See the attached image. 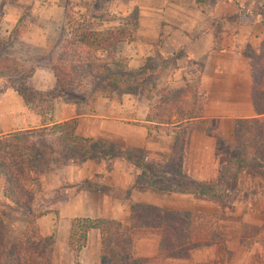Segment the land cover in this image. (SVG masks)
<instances>
[{
  "label": "crops",
  "instance_id": "crops-1",
  "mask_svg": "<svg viewBox=\"0 0 264 264\" xmlns=\"http://www.w3.org/2000/svg\"><path fill=\"white\" fill-rule=\"evenodd\" d=\"M138 1L135 36L139 41H134L135 51L129 64L134 68L143 65L141 47H149L150 54L156 56H171L179 50L180 56L170 67L182 70L173 79L183 84L197 82L193 88L194 118L220 119L221 130L228 138L233 118L254 116L249 66L241 50L245 45L256 49L264 36V0ZM245 14L251 16L249 21ZM182 58L185 65L179 64ZM4 82V76H0V133L47 128L73 119L74 135L143 152L151 163L152 174L160 177L159 182L153 180V185L148 186L137 168L118 157L88 158L62 169L52 198L57 215L51 220L56 227L53 238L59 244H53L54 249L65 255L63 260L59 256L60 264H94L99 260L97 229L87 232L85 245L76 254L67 246L71 219H114L127 231L129 207L133 203L197 213L205 220L215 221L216 243L193 249L186 259H169L162 264H264L263 174L248 173L244 167L226 183V193L221 197L173 192L168 186L178 172L170 152L180 121L150 122L152 127L146 135L149 105L134 98L135 94L122 93L119 101L99 98L86 111V105L55 99L43 123L40 115L24 103L21 94ZM180 82L176 81L177 87ZM48 85L39 87L43 90ZM186 141L179 163L180 177L203 184L216 183L219 158L212 138L191 129ZM83 180L93 185L79 188L78 183ZM2 183L3 179L0 188ZM45 222L40 219L39 226H47ZM157 244L155 233L141 232L133 240L134 256L142 260L154 258Z\"/></svg>",
  "mask_w": 264,
  "mask_h": 264
},
{
  "label": "trees",
  "instance_id": "trees-1",
  "mask_svg": "<svg viewBox=\"0 0 264 264\" xmlns=\"http://www.w3.org/2000/svg\"><path fill=\"white\" fill-rule=\"evenodd\" d=\"M135 29L136 20L133 23V30ZM117 35H120L118 40H125L121 30L115 33L107 31L105 39L117 41ZM241 52L248 61L249 95L254 116L233 118L228 138L222 130L213 129L210 119L194 118L196 95L187 82H184V87L171 90L166 96H160L157 105L148 107L145 118L146 135L152 127L150 122L167 124L181 122L175 131L170 152V159L173 160L178 175L169 182V190L213 197L224 196L226 183L238 175L249 160L253 161L264 175V36L256 50L245 45ZM14 63L15 61L10 58L0 57V76L11 73V66ZM58 71V68L53 70L57 84L65 80L67 83L71 82L69 78L64 80ZM132 76L130 85L133 87L126 88L121 93L137 94L138 90L147 85L146 69ZM109 80L113 86L119 83L116 76H111ZM20 94L24 103L28 105L27 99ZM41 121L46 123L44 115H41ZM73 124V119L51 124L56 127L54 143L57 146L66 149L72 145L82 149V159L94 157L125 159L139 170L140 177L146 185H153V180L160 181L158 175L152 174L151 163L142 152L98 139L78 137L72 133ZM191 129L201 131L213 140L219 158V178L214 184L186 181L180 177L181 153ZM32 136L28 130L0 133V176L3 179L0 197L5 202L21 208H28L31 205L37 174L54 161V155L62 158L72 156L66 152L62 154L45 145L42 140H34ZM214 224L213 218L205 220L197 213L167 211L147 204L133 203L129 207L127 231H123L120 223L114 219L73 218L70 220L66 244L76 254L84 247L87 232L90 229H97L99 260L94 264H162L169 259H186L193 249L216 243L218 240L214 233ZM143 231L153 232L157 236V253L154 258L142 260L134 256L133 240ZM45 240L46 238L41 237L34 226L30 231L23 229L15 240H8L0 232V264H49L45 257V246L41 247Z\"/></svg>",
  "mask_w": 264,
  "mask_h": 264
},
{
  "label": "rangeland",
  "instance_id": "rangeland-1",
  "mask_svg": "<svg viewBox=\"0 0 264 264\" xmlns=\"http://www.w3.org/2000/svg\"><path fill=\"white\" fill-rule=\"evenodd\" d=\"M138 2L0 0V57L15 61L11 66L12 72L3 75L4 85L22 93L28 101L27 106L40 117L44 115L46 120L55 99L86 105L83 111L91 109L99 98L119 101L123 97L121 92L133 87L130 85L132 74L146 69L148 83L138 90L134 98L151 107L157 105L160 96H166L171 90L184 87L180 80L173 79L182 70L170 67L171 63H176L175 59L181 52L177 50L171 56H156L150 54L149 47H141L144 54L143 65L134 68L129 64V59H132L135 51L134 41H139L133 30L135 20L136 26L138 24ZM245 16L247 21L251 19L249 14ZM148 20L149 17L146 16L145 21ZM115 29L121 30L125 40H118L120 35H117V41L105 39L106 32L115 33ZM179 64L185 65L186 61L184 63L182 58ZM55 68L59 69L58 73L64 80L69 78L71 82L67 83L65 80L57 84L53 74ZM111 76L119 78L117 85H110ZM176 81L181 85L177 87ZM46 83L49 85L43 90L40 89L39 86ZM187 83L193 89L197 82L190 80ZM211 122L215 131L221 130L220 119H213ZM28 131L33 134L34 140H42L54 150L62 154L70 153L72 156L62 158L54 155V161L37 174L33 200L28 208L11 205L0 197V232L8 240H15L23 229L30 231L34 226L39 235L46 238L41 245L45 246L46 260L49 261V253L53 250L50 264H60L59 256L63 260L65 255H62L61 250L54 249L53 244H59L57 239L54 241L53 232L56 227L51 221L57 215L52 205L55 181L58 180L59 183L61 172L71 163H80L85 159H82V149L72 145L63 149L54 143V137L57 135L55 126ZM244 167L248 173L261 174L251 160L247 161ZM89 185L93 183L86 180L78 183L79 188ZM1 192L2 188L0 194ZM40 219H44L48 225L40 227ZM57 229L60 231L59 227Z\"/></svg>",
  "mask_w": 264,
  "mask_h": 264
}]
</instances>
